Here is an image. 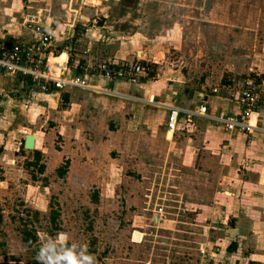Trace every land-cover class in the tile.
I'll return each mask as SVG.
<instances>
[{
  "label": "rangeland",
  "instance_id": "374dc122",
  "mask_svg": "<svg viewBox=\"0 0 264 264\" xmlns=\"http://www.w3.org/2000/svg\"><path fill=\"white\" fill-rule=\"evenodd\" d=\"M20 6L12 15L22 29L24 16L43 19L44 33L54 35L52 62L63 66L70 54V69L76 59L116 57L140 60L147 77L181 75L194 93L231 87L236 94L250 78L264 88V0ZM40 91L0 73V264H29L49 241L77 252L86 244L95 264H264V153L249 149L243 132L203 118L205 134L187 133L216 143L172 157L164 115L155 133L129 106L112 114L91 107L86 89L68 86L49 101ZM27 134L38 137L32 150L23 148ZM26 229L36 237L31 246Z\"/></svg>",
  "mask_w": 264,
  "mask_h": 264
},
{
  "label": "crops",
  "instance_id": "0c3cea01",
  "mask_svg": "<svg viewBox=\"0 0 264 264\" xmlns=\"http://www.w3.org/2000/svg\"><path fill=\"white\" fill-rule=\"evenodd\" d=\"M20 10V0H13L9 5H6L4 7L0 5V43H13L17 40L34 39V35L27 28V20L35 19L36 16H33V18H30V16H24V23L22 22V26L24 29H22L21 24H19V21H17V19L12 15L13 11V14L15 13V11H18L17 14H19ZM38 19L40 21L43 20L41 18ZM25 34H28V36H26ZM146 55L149 57L148 50ZM112 59L117 61H123L117 59L116 57H113ZM78 61L83 62L82 60L76 59V63H78ZM61 67V63L58 64L57 68ZM4 74L5 76L10 75L6 73ZM10 76H12L13 78L16 77L14 75ZM156 77L157 76L155 74L151 76L149 75L148 77L146 75H141L134 81H109L101 77H92L91 84L95 88L86 89L87 91H89V94L85 97L84 102H89L91 107L93 108L100 107L102 111L105 110L109 114L116 113L119 109H121V107H124L125 105L129 106V108L133 109L132 111L135 113V117L141 120L143 123L149 124V127L154 129L155 133L156 127L153 126L158 116L160 118L163 115L165 116V124L162 126V129L165 132V127L170 113L169 106H177L181 108L183 111L179 114L178 118V133H175L176 136L174 135L172 139L168 140L166 138L168 141H172V145L169 152V155H172V157H174L175 154H181L184 151L187 153L190 152V154L197 155L199 153V150L195 147L199 146L201 141H203V143L204 141H206L208 144H210L211 142L216 143L215 140L213 141L210 138L203 139L197 134L194 136L193 134L187 133L188 131L190 132L192 129H194V131L200 132H202L203 130V133L205 134L206 131L204 130V128H201L202 121H200L203 118L211 119L212 121L216 122L218 126H222L224 130L228 131V133H234V131L227 130L224 124H222L215 117L219 118L221 116L226 115L235 116L240 114L241 109L240 105L238 104V101L233 98L234 96L231 97V94L233 95L236 90L234 91V89H231V87H224L223 90L220 88H213L212 91L206 89L205 91L200 90L198 93H194L193 91H189L187 88H182L184 87L185 82L183 81L184 78L181 77V75L173 74L162 79ZM21 79L26 80L22 76ZM256 81L258 82L257 79ZM262 82L264 84V79ZM97 87L101 89H97ZM202 88L203 87L201 86V89ZM196 90H198V88H196ZM221 90L222 92H219ZM262 90L264 92V88H262ZM47 91L49 90L40 91V99L44 97L45 99L47 98V100L49 101L51 98L59 97L58 95H61L62 93L61 90L57 91L56 89H50V93H45ZM196 94L198 96H203L201 97L202 101H198L196 99ZM202 107H207V116L201 113ZM255 121L260 126L261 130L253 133L243 132L245 136L241 137L242 139L244 137H247V139L249 140L248 143H251L253 145L250 148L248 147L249 149H253L252 147L259 146L264 153V106L258 111L257 115L255 116ZM34 135L35 148V146L37 145L38 137L36 134ZM171 137L172 132H169V138ZM219 137H222V135H220ZM221 140L222 139H218V144L221 143ZM150 142L151 137L148 144H150ZM23 148L26 149L25 140L23 143ZM155 151L148 152V155H153ZM187 159L189 161L195 158L192 155L191 159ZM261 166L264 167V158L263 164ZM263 174L264 170L262 171L261 175Z\"/></svg>",
  "mask_w": 264,
  "mask_h": 264
},
{
  "label": "built area",
  "instance_id": "2783aa9c",
  "mask_svg": "<svg viewBox=\"0 0 264 264\" xmlns=\"http://www.w3.org/2000/svg\"><path fill=\"white\" fill-rule=\"evenodd\" d=\"M27 28L34 35V39L0 43V73L19 75L24 79L29 77L32 80L31 90H62L68 86L92 89L95 88L91 84L92 77H101L109 81H134L146 73V67L140 63V60L129 62L103 59L94 64H90L89 61H78L70 69L69 61L72 59L70 54L63 62V66L57 68L58 64L56 66V63L52 62L54 50L49 49L52 47L53 33L51 31L44 33L40 20L35 19L27 20ZM39 42L49 49L44 55L37 52ZM234 98L240 105V114L215 118L229 131L253 133L261 130L255 121V116L264 106V92L260 84L250 78L241 89L237 90L236 94L234 93ZM169 109L165 134L167 139H172L177 131L179 114L183 110L177 106H169ZM201 113L206 115L207 107H202ZM169 132H172L171 138H169Z\"/></svg>",
  "mask_w": 264,
  "mask_h": 264
},
{
  "label": "clouds",
  "instance_id": "9594fccd",
  "mask_svg": "<svg viewBox=\"0 0 264 264\" xmlns=\"http://www.w3.org/2000/svg\"><path fill=\"white\" fill-rule=\"evenodd\" d=\"M41 264H95L94 256L88 254L87 245L82 252L75 250V245L65 246L49 241L43 244L37 253Z\"/></svg>",
  "mask_w": 264,
  "mask_h": 264
},
{
  "label": "trees",
  "instance_id": "16d2710c",
  "mask_svg": "<svg viewBox=\"0 0 264 264\" xmlns=\"http://www.w3.org/2000/svg\"><path fill=\"white\" fill-rule=\"evenodd\" d=\"M26 80L29 81L30 83L32 82V80L29 78V77H26ZM35 154H37V158H39L38 156H40L39 152H36ZM67 167H60L58 170H59V173L61 175H64L65 173V170H66ZM41 172L43 171V168H41L40 170ZM54 212V210H52ZM0 219H1V216H0ZM53 221L55 222L56 221V214L53 215L52 217ZM26 235L25 237V242L28 243V245H33L34 242H36V237L32 236L31 235V231L30 230H24L23 231ZM29 264H41V262L37 259V258H33V260L29 263Z\"/></svg>",
  "mask_w": 264,
  "mask_h": 264
},
{
  "label": "water",
  "instance_id": "95a60500",
  "mask_svg": "<svg viewBox=\"0 0 264 264\" xmlns=\"http://www.w3.org/2000/svg\"><path fill=\"white\" fill-rule=\"evenodd\" d=\"M56 90L59 91V89ZM34 144H35V135L28 134L25 139V148L31 150L34 148Z\"/></svg>",
  "mask_w": 264,
  "mask_h": 264
}]
</instances>
